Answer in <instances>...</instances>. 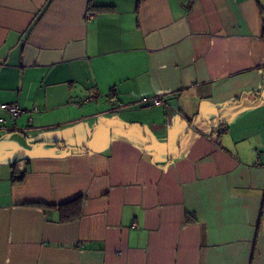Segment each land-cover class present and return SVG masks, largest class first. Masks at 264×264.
Masks as SVG:
<instances>
[{
    "label": "crops",
    "instance_id": "0c3cea01",
    "mask_svg": "<svg viewBox=\"0 0 264 264\" xmlns=\"http://www.w3.org/2000/svg\"><path fill=\"white\" fill-rule=\"evenodd\" d=\"M2 104L0 264H264V0H0Z\"/></svg>",
    "mask_w": 264,
    "mask_h": 264
},
{
    "label": "trees",
    "instance_id": "16d2710c",
    "mask_svg": "<svg viewBox=\"0 0 264 264\" xmlns=\"http://www.w3.org/2000/svg\"><path fill=\"white\" fill-rule=\"evenodd\" d=\"M29 165L28 159H20L10 166L11 182L13 185H20L27 173ZM84 197L77 198L68 202L54 204L45 202H26L22 206L38 208L43 211H54L58 216L59 223H70L78 220L82 215ZM189 221V219H187Z\"/></svg>",
    "mask_w": 264,
    "mask_h": 264
},
{
    "label": "built area",
    "instance_id": "2783aa9c",
    "mask_svg": "<svg viewBox=\"0 0 264 264\" xmlns=\"http://www.w3.org/2000/svg\"><path fill=\"white\" fill-rule=\"evenodd\" d=\"M86 17L90 19V18L92 17V15H91V14H87ZM111 98L114 100V97H112V94H111ZM89 100H90V98H87V99H85V100H79V103H80V102H86V101H89ZM151 103H152L153 105H155V106H158V105L161 104V101H160L159 99H157V98H153V99L151 100ZM0 109H1L2 111H4L5 113H7L8 116H9L10 118H12V119H16V118L19 117V116L21 115V113H22V110H21L18 106H16L15 104H2V105H0ZM5 122H6L5 119L0 118V124H3V123H5ZM258 155H259V157L264 158V151L259 152Z\"/></svg>",
    "mask_w": 264,
    "mask_h": 264
},
{
    "label": "rangeland",
    "instance_id": "374dc122",
    "mask_svg": "<svg viewBox=\"0 0 264 264\" xmlns=\"http://www.w3.org/2000/svg\"><path fill=\"white\" fill-rule=\"evenodd\" d=\"M5 116H2V118H4ZM259 159H264V158H262V157H259Z\"/></svg>",
    "mask_w": 264,
    "mask_h": 264
}]
</instances>
